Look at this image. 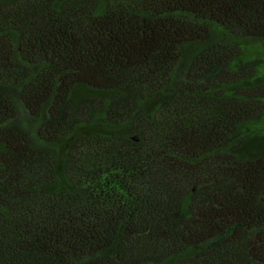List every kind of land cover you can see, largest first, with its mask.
<instances>
[{
    "label": "trees",
    "instance_id": "trees-1",
    "mask_svg": "<svg viewBox=\"0 0 264 264\" xmlns=\"http://www.w3.org/2000/svg\"><path fill=\"white\" fill-rule=\"evenodd\" d=\"M0 264H264V0H0Z\"/></svg>",
    "mask_w": 264,
    "mask_h": 264
}]
</instances>
